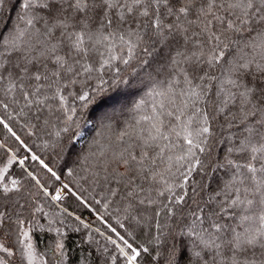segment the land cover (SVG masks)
Returning <instances> with one entry per match:
<instances>
[{"label":"snow or ice","instance_id":"snow-or-ice-1","mask_svg":"<svg viewBox=\"0 0 264 264\" xmlns=\"http://www.w3.org/2000/svg\"><path fill=\"white\" fill-rule=\"evenodd\" d=\"M0 135V264H264V0H0Z\"/></svg>","mask_w":264,"mask_h":264},{"label":"trees","instance_id":"trees-1","mask_svg":"<svg viewBox=\"0 0 264 264\" xmlns=\"http://www.w3.org/2000/svg\"><path fill=\"white\" fill-rule=\"evenodd\" d=\"M14 2V0H13ZM9 15L11 16H15L14 12H9ZM132 99H136V98H132ZM132 102V100L128 101V104L130 105ZM116 117L117 120H122L127 118L126 116V112L124 115H121L120 112V105L116 106ZM105 110V109H102ZM108 111H111L110 108L106 109ZM99 115V113H97ZM96 137V130H92L91 128L87 129L84 133L83 138H81L79 141H77V143L75 144V149L74 152L71 154V156L69 157V155L65 152L62 153L60 155H57L56 153L52 152L51 150H45L43 149L42 146H38L41 145L40 141H36V143L34 144L32 142L33 138H29V137H23L26 141V143L29 144L30 147H32L33 151L36 152L38 155L41 156V158L45 159L46 162H51V166L54 167V169L58 172V174H62V180H64L65 182H70L71 178L67 176L66 172H67V168H76L80 155H82L83 153L87 152L89 145L91 144L92 140ZM0 138H2V135H0ZM67 166V168H66ZM36 167L38 168L39 166L36 165ZM16 173H19V169H15L14 170ZM67 203H70L72 205L73 208H76L75 202L72 200H69ZM83 214L85 218H88L89 214L87 212V210L83 209V208H79L77 209V214ZM44 222V221H42ZM70 235L72 236V238L74 240L79 241L82 238V234L81 233H70ZM44 242L43 239L40 242V248H44ZM87 247V245H79V246H75L70 250V257H71V261L72 264H75L76 260L78 257H80L81 255V250L83 248Z\"/></svg>","mask_w":264,"mask_h":264},{"label":"rangeland","instance_id":"rangeland-1","mask_svg":"<svg viewBox=\"0 0 264 264\" xmlns=\"http://www.w3.org/2000/svg\"><path fill=\"white\" fill-rule=\"evenodd\" d=\"M83 136H84V135H83ZM81 138H83V137H81ZM81 138H80V139H81ZM80 139H79V140H80ZM79 140H78V141H79Z\"/></svg>","mask_w":264,"mask_h":264}]
</instances>
